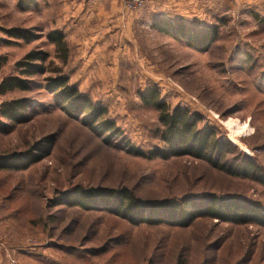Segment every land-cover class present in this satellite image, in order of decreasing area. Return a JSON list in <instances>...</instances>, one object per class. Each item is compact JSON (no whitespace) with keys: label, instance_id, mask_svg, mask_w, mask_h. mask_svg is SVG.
<instances>
[{"label":"rangeland","instance_id":"obj_1","mask_svg":"<svg viewBox=\"0 0 264 264\" xmlns=\"http://www.w3.org/2000/svg\"><path fill=\"white\" fill-rule=\"evenodd\" d=\"M53 31L67 43L65 64L48 39ZM205 38L210 47L195 48ZM39 51L49 55L47 74L31 78L29 91L0 95V107L30 103L25 123L2 119L0 159L22 168L30 152L42 156L26 169L0 171V264H264L261 226L207 217L156 224L161 211L136 224L68 199L77 189L123 188L149 206L211 196L264 205L255 179L188 156L130 151L149 156L165 148L159 112L141 99L154 90L171 111L189 110L202 132L229 142L235 150L225 154L238 155L235 166L250 159L264 174V0H172L135 12L123 0H0V84L19 77L17 63ZM57 68L107 110L104 120L121 137L56 103L45 86ZM230 121L247 131L234 136Z\"/></svg>","mask_w":264,"mask_h":264},{"label":"trees","instance_id":"obj_2","mask_svg":"<svg viewBox=\"0 0 264 264\" xmlns=\"http://www.w3.org/2000/svg\"><path fill=\"white\" fill-rule=\"evenodd\" d=\"M159 30L172 34L169 27H162ZM9 35L17 40H28V36L18 31H10ZM48 39L56 46V50L65 64L68 60L69 50L63 34L53 31L49 34ZM212 42L208 38L202 39L195 48L206 49ZM48 59L49 55L42 51L27 54L23 60L17 63L19 77H8L1 82L0 95L16 90L29 91L33 85L31 78L47 74L45 64ZM54 75L46 79L45 88L54 95L56 103L62 109L69 113L83 115L88 125L92 126L91 128H94V124L99 123L102 124L106 133H112L114 137H121V131L116 129L112 122L104 120L107 114L105 108L95 107L87 96L80 94L75 86L69 84L68 78L61 73V69L57 68ZM141 99L159 112V121L164 127L161 137L165 148L155 151L149 156L135 148H130L131 152L144 158L162 157L166 159L170 156H188L203 161L213 169L231 177L255 179L264 185V174L259 172L252 160H244L246 165L243 167L235 166L234 162L238 160L237 153L235 154L236 158H226L225 150L234 148L229 142L219 139L215 130L207 129L202 132L199 125L200 117H191L189 110L183 108L171 111L170 107L160 100L159 93L154 90L141 94ZM29 107L30 103L24 99L3 104L0 107V132H5L8 128V124L4 123L2 119L12 123H25ZM39 149V152L42 153L41 148ZM41 157V155L38 156L30 152L27 155L28 163L22 168L19 166V162L0 159V171L26 169L39 162ZM73 193L68 198L71 207L89 206L92 210L102 208L110 214L136 224L150 222V218L146 214L148 211L155 215L161 211L163 212L162 218H159L156 224L163 222L175 225L181 220L182 222L187 219L192 221L207 217L226 223L264 227V205L246 199L211 196L202 200L201 203L197 200L183 199L182 201H162L149 206L147 202L136 197L130 190L123 188L77 189ZM100 251L92 250L90 254L100 255Z\"/></svg>","mask_w":264,"mask_h":264},{"label":"built area","instance_id":"obj_3","mask_svg":"<svg viewBox=\"0 0 264 264\" xmlns=\"http://www.w3.org/2000/svg\"><path fill=\"white\" fill-rule=\"evenodd\" d=\"M170 1L172 0H123V5L128 12H135L148 5L164 4Z\"/></svg>","mask_w":264,"mask_h":264},{"label":"bare ground","instance_id":"obj_4","mask_svg":"<svg viewBox=\"0 0 264 264\" xmlns=\"http://www.w3.org/2000/svg\"><path fill=\"white\" fill-rule=\"evenodd\" d=\"M227 126L228 128H230L231 130V133L234 135V136H237L238 134H241L242 132H246L247 131V128L248 126L243 124H237L233 121H230L227 123ZM236 142V141H235ZM245 148V147H244ZM246 149V148H245Z\"/></svg>","mask_w":264,"mask_h":264},{"label":"crops","instance_id":"obj_5","mask_svg":"<svg viewBox=\"0 0 264 264\" xmlns=\"http://www.w3.org/2000/svg\"><path fill=\"white\" fill-rule=\"evenodd\" d=\"M149 6H151V5H149ZM153 6V5H152Z\"/></svg>","mask_w":264,"mask_h":264}]
</instances>
